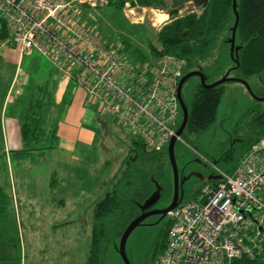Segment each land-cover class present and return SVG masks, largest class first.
Masks as SVG:
<instances>
[{"label":"built area","instance_id":"1","mask_svg":"<svg viewBox=\"0 0 264 264\" xmlns=\"http://www.w3.org/2000/svg\"><path fill=\"white\" fill-rule=\"evenodd\" d=\"M111 1L0 0V32H7L0 47L50 58L91 94L100 115L112 116L148 150H165L183 116L178 87L185 62L173 54L141 60L77 18L80 5L98 9ZM217 175L168 214L166 246L154 264L264 261V136L232 172L218 168Z\"/></svg>","mask_w":264,"mask_h":264},{"label":"rangeland","instance_id":"2","mask_svg":"<svg viewBox=\"0 0 264 264\" xmlns=\"http://www.w3.org/2000/svg\"><path fill=\"white\" fill-rule=\"evenodd\" d=\"M169 4L168 10L174 5L171 2ZM179 5H181V15L191 12L200 14L202 11L201 4L198 5L194 0H178L175 7H179ZM162 12L168 13L166 10H157L154 13L147 11L144 14L145 21H139L145 24L143 26V24L124 21L121 11L118 10V19H121V21H116L119 26L118 30L127 37H136L134 44L144 48L145 51H147L149 40L160 49L157 33L165 24L171 22L169 15L167 23H164L165 20L163 23L158 22L157 19ZM154 23H156L155 26ZM229 36L230 33L224 31L216 44L213 55L200 62L207 77V84L222 79L229 70L228 76L236 77V72L231 69L236 64L230 55L229 44L226 42ZM110 37L113 40L111 42L117 41V35H110ZM135 45L133 46L136 47ZM33 58L34 56L26 60V68ZM41 68L43 70L49 68V64L45 63L43 58H41ZM248 82L253 92L262 96L264 74L252 76ZM200 83L201 80L197 76L191 77L185 82L182 88V97L187 106L191 103L193 90ZM223 85L225 93L215 123L201 133L185 130L181 134V140L178 139L176 142L175 155L180 181L189 177L180 186L182 201L195 198L204 179L217 175L218 168L226 171L230 164L225 160V157L233 148L236 149L235 154L243 150L245 143L242 139L247 138L246 134L252 132L249 122L251 116L254 115L253 112L251 113L252 108L264 107V102L260 103L258 99L254 98L242 82L228 81ZM108 118L109 133L106 134L100 129L96 144L90 147L87 152H77L76 156L79 159H85V167H82L83 165H80L79 161L68 160L67 162V165L76 166L75 172L79 174L78 179L82 181L84 188L93 189L94 193L87 196V193L84 192L68 197L69 200H72L71 205L65 209L61 207L59 212L53 208L49 210L36 209L33 203L27 205L28 203L20 198V211L15 213L9 209L6 216L0 220V256H2L0 264H85L91 229L83 227L81 219L87 217L88 220H91L94 202L110 188L108 180L113 179V170L119 172V168L122 169L123 165L120 166L122 158L128 152L131 142L135 138L113 118L109 116ZM181 122L182 114L178 119L177 129ZM165 152L166 156L162 154L158 156V154L157 160L154 161L148 159L152 155L148 154L145 156L146 159L139 163L148 175L150 173L152 175L153 172L159 182L160 199L155 205L156 209L167 207L174 196V173L168 157V145ZM34 159L40 162L36 155ZM70 160L72 159L70 158ZM5 161H1V163L5 164ZM54 161L55 159L51 155L50 163ZM47 162L48 160H43L42 164L48 165ZM34 170L27 172L39 173V170L47 171V167L40 165ZM18 192L22 196L29 194L28 191L21 188L18 189ZM59 196L61 194L57 192L52 193L53 198ZM52 197L51 199H53ZM24 203L25 206H23ZM11 208L14 209V205ZM167 221H169L168 215L165 217L160 214L152 215L143 225L132 231L126 243V253L131 264H154L156 262L163 253L162 246L167 239ZM120 238L121 236L109 241L103 264H125L119 252Z\"/></svg>","mask_w":264,"mask_h":264},{"label":"crops","instance_id":"3","mask_svg":"<svg viewBox=\"0 0 264 264\" xmlns=\"http://www.w3.org/2000/svg\"><path fill=\"white\" fill-rule=\"evenodd\" d=\"M119 1L112 0L109 5L98 9L80 5L77 18L86 26L94 28L104 42L118 43L128 39L135 45L136 37H127L118 30L119 26L116 21H121L118 19V10L121 11L124 21L141 25L143 22L139 21H145L144 14L147 11L154 13L157 10H166L169 12L178 3V0H165L167 9L163 10L142 6L135 0H126L124 6L121 7ZM128 2L130 7L127 8ZM170 2L174 5L168 10ZM179 16L182 15L179 14ZM164 23H167V19ZM110 35H117V41L111 42L113 40ZM135 46L140 48L137 44ZM140 49L144 54H150L149 46L147 51L142 47ZM32 56L34 58L26 68V60ZM41 58L49 64L48 69L41 68ZM52 62L38 52L21 55L11 46L0 47V186L10 199L5 211L0 215V220L6 216L9 209L11 212L18 213L21 209V199L28 203L27 205L33 203L36 209L53 208L59 212L61 207L65 209L71 205L72 200L68 197L84 192L87 196L94 193L93 189L84 188V184L78 179L79 174L75 172L76 166L67 165V162L68 160L79 161L80 165L85 167V159H79L76 156L77 152H87L90 147L94 146L98 141L100 129L106 134L109 133L108 116L113 117L100 115L91 94ZM36 99L40 102L34 107ZM35 113L38 116V123L36 125L31 123L29 131L28 128L23 127L27 122L25 119L28 114ZM134 137L128 152L120 163L121 167L123 165L122 169L118 167L119 172L113 170V179L108 180L110 188L94 202L91 220L87 217L81 219V225L91 229L85 264L88 263L92 245L95 205L120 178L130 155L134 153V141L139 139ZM35 155L40 162L34 159ZM51 155L55 159L52 163H50ZM45 159L48 160V165L42 164L43 160L46 161ZM4 160H6L5 164L1 163ZM40 165L46 166L47 171L27 172L37 169ZM19 188L28 191L29 194L20 195ZM54 192L61 196L53 198L52 193ZM12 205L14 209L11 208Z\"/></svg>","mask_w":264,"mask_h":264},{"label":"trees","instance_id":"4","mask_svg":"<svg viewBox=\"0 0 264 264\" xmlns=\"http://www.w3.org/2000/svg\"><path fill=\"white\" fill-rule=\"evenodd\" d=\"M125 1L120 0L119 6L123 7ZM194 1L198 5L201 4V0ZM135 2L142 6L167 9L165 0H135ZM200 7H202L200 14L187 13L165 24L157 33V41L161 48L159 49L151 40L148 41L150 56L144 54L140 48L134 47L128 39L123 41L127 47L126 50L141 60L163 54H173L185 62L184 74L199 68L203 70L200 62L213 55L216 44L224 31L230 33L235 15L233 0H209L205 7L202 4ZM238 11L240 18L236 41L241 47L238 65L231 69L236 72V77L248 81L252 76L264 74V0H238ZM5 37H7V32L4 27L0 32V38ZM224 93L225 86L223 84L212 88L204 87L201 83L198 84L193 90L192 100L188 106L185 130L201 133L214 124ZM38 102L40 101L36 99L34 107ZM252 112L254 115L249 120L252 132L246 134L247 138L242 139L245 143L244 149L235 154L236 149L233 148L225 157V160L230 164L226 168L228 172L233 171L243 152L264 136V107H253ZM26 117L27 122L23 127L30 131L31 123L34 125L38 123V116L35 113L28 114ZM26 134L28 133L26 132ZM148 154H152L151 157H148L151 161L157 160L158 154V156L160 154L166 156L165 150L151 151L147 149L143 141L135 140L134 153L130 155L120 178L96 203L92 245L87 264H103L109 241L122 235L130 221L141 213L139 204L154 190L155 181H158L155 174L152 172V175L151 173L148 175L143 166L139 164L146 159L145 156ZM9 201V195L0 186V215L5 211ZM166 225L168 234L171 226L170 221H167ZM165 246L166 241L163 243L162 251ZM232 264H264V261L244 257L234 260Z\"/></svg>","mask_w":264,"mask_h":264},{"label":"water","instance_id":"5","mask_svg":"<svg viewBox=\"0 0 264 264\" xmlns=\"http://www.w3.org/2000/svg\"><path fill=\"white\" fill-rule=\"evenodd\" d=\"M202 1H201L202 2L201 4L203 7H205L209 0H202ZM180 9H181L180 6L179 7L176 6L172 10H170L168 12L169 19L173 20L176 17H178L180 14ZM233 11H234L235 19L233 21L232 26L230 27V36L228 37L227 42H228L229 47H230V55H231L233 61L236 62V66H237L238 65V58H239V49L241 47L236 41L237 28H238L239 18H240L239 11H238V0H233ZM229 74H230V70L226 73V75L222 79H220V80H218L212 84L206 83V78H207L206 74L200 68L198 70H193V71L186 73L181 78L180 83H179V87H178V94H179V99H180V103H181L182 111H183L182 122H181L178 130L176 131V135L172 137V139L169 143V146H168V157H169V160H170V163H171V166L173 169V173H174V196H173V200L167 207L160 208V209L155 208L156 203L160 199L159 182L155 181V188L152 191V193L142 203L139 204L141 213H139L133 220L130 221V223L128 224V226L125 228V230L123 231V233L121 235L120 244H119V252H120V255H121L125 264H131L129 261V258L127 256V253H126V243H127L128 237L130 236L132 231L135 228H137L138 226L143 225L144 222L152 215L160 214L162 217L167 216L172 210H174L176 207H178L183 200L181 197L180 186L183 185L185 183V181H187L189 179V177H185V178L181 179V181H180L178 166L176 163L175 146H176V142H177V136H181V134L183 133V131L186 128V124H187V120H188V106L185 104L183 97H182V88H183L185 82L187 80H189L191 77L197 76L200 78L201 84L204 87L212 88V87L221 85L224 82L239 81L245 85V87L248 89V91L251 93V95L254 98L258 99L259 101H264V96L256 95L253 92L251 85L249 84V82L247 80L240 79L238 77H230V76H228ZM219 177H220L219 175L210 176L207 179H204V182L209 181L211 179H216Z\"/></svg>","mask_w":264,"mask_h":264},{"label":"bare ground","instance_id":"6","mask_svg":"<svg viewBox=\"0 0 264 264\" xmlns=\"http://www.w3.org/2000/svg\"><path fill=\"white\" fill-rule=\"evenodd\" d=\"M166 19H168V14L164 13V14H160L157 20L160 23V22H163Z\"/></svg>","mask_w":264,"mask_h":264}]
</instances>
